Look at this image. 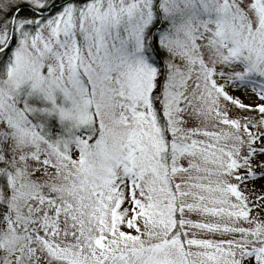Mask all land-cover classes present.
I'll use <instances>...</instances> for the list:
<instances>
[{
	"label": "snow or ice",
	"instance_id": "snow-or-ice-1",
	"mask_svg": "<svg viewBox=\"0 0 264 264\" xmlns=\"http://www.w3.org/2000/svg\"><path fill=\"white\" fill-rule=\"evenodd\" d=\"M0 264H264V0H0Z\"/></svg>",
	"mask_w": 264,
	"mask_h": 264
},
{
	"label": "rangeland",
	"instance_id": "rangeland-1",
	"mask_svg": "<svg viewBox=\"0 0 264 264\" xmlns=\"http://www.w3.org/2000/svg\"><path fill=\"white\" fill-rule=\"evenodd\" d=\"M236 95H239L241 97L242 100H244L245 102H249L252 99H254L252 93L250 91L247 92H236ZM189 112H192V109L189 108ZM187 127H202V128H207L209 131H218L220 129V127H222L223 125L218 124L215 120L212 119H205L203 116H196V115H192L191 118H187ZM197 138L202 139L203 136H197ZM195 174V173H193ZM260 181H256L257 186H259ZM190 218L192 219H197L198 216L196 213H192ZM209 219H217L216 217H208ZM224 219H227V217H224ZM242 226H247V224H244L242 222ZM192 232H194L197 235V238H227V234H221V233H209L207 231L204 230H200V229H191Z\"/></svg>",
	"mask_w": 264,
	"mask_h": 264
},
{
	"label": "trees",
	"instance_id": "trees-1",
	"mask_svg": "<svg viewBox=\"0 0 264 264\" xmlns=\"http://www.w3.org/2000/svg\"><path fill=\"white\" fill-rule=\"evenodd\" d=\"M57 3H60V0H56Z\"/></svg>",
	"mask_w": 264,
	"mask_h": 264
}]
</instances>
